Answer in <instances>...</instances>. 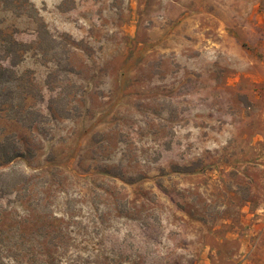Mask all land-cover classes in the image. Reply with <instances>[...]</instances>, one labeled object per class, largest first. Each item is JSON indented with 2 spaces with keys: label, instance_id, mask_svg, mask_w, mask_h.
Returning a JSON list of instances; mask_svg holds the SVG:
<instances>
[{
  "label": "rangeland",
  "instance_id": "obj_1",
  "mask_svg": "<svg viewBox=\"0 0 264 264\" xmlns=\"http://www.w3.org/2000/svg\"><path fill=\"white\" fill-rule=\"evenodd\" d=\"M257 43L264 0H0L1 264H264Z\"/></svg>",
  "mask_w": 264,
  "mask_h": 264
},
{
  "label": "crops",
  "instance_id": "obj_2",
  "mask_svg": "<svg viewBox=\"0 0 264 264\" xmlns=\"http://www.w3.org/2000/svg\"><path fill=\"white\" fill-rule=\"evenodd\" d=\"M255 46L259 48L260 52H263L264 53V50L262 49V48H264L263 45L259 46V44L257 43Z\"/></svg>",
  "mask_w": 264,
  "mask_h": 264
},
{
  "label": "trees",
  "instance_id": "obj_3",
  "mask_svg": "<svg viewBox=\"0 0 264 264\" xmlns=\"http://www.w3.org/2000/svg\"><path fill=\"white\" fill-rule=\"evenodd\" d=\"M0 264H1V260H0ZM2 264H4V262L2 261Z\"/></svg>",
  "mask_w": 264,
  "mask_h": 264
}]
</instances>
